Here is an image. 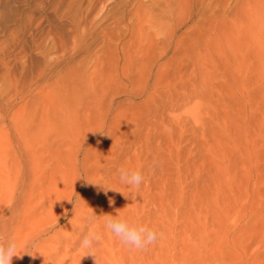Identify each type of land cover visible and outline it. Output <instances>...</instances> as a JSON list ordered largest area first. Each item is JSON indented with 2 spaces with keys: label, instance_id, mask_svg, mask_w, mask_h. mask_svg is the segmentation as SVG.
<instances>
[{
  "label": "rangeland",
  "instance_id": "1",
  "mask_svg": "<svg viewBox=\"0 0 264 264\" xmlns=\"http://www.w3.org/2000/svg\"><path fill=\"white\" fill-rule=\"evenodd\" d=\"M105 215L162 238L130 249ZM11 238V264H264V0H0Z\"/></svg>",
  "mask_w": 264,
  "mask_h": 264
},
{
  "label": "clouds",
  "instance_id": "2",
  "mask_svg": "<svg viewBox=\"0 0 264 264\" xmlns=\"http://www.w3.org/2000/svg\"><path fill=\"white\" fill-rule=\"evenodd\" d=\"M116 171L118 174V180L121 184L135 190L136 192L139 191L141 184L144 182V176L141 174L140 170L118 167ZM130 193L132 194V192ZM103 224L104 227L109 230L122 244L130 249L138 251L154 245L160 238H162V233H159L155 229L137 224L135 222H130L124 217L105 215ZM100 239V235L93 230L86 231L83 234L80 240V247L82 250H85L84 256L91 255L95 258V244ZM24 253L29 252L25 251ZM14 256L22 258V255L17 254V242L15 239L11 238L7 242H0V264H11Z\"/></svg>",
  "mask_w": 264,
  "mask_h": 264
},
{
  "label": "bare ground",
  "instance_id": "3",
  "mask_svg": "<svg viewBox=\"0 0 264 264\" xmlns=\"http://www.w3.org/2000/svg\"><path fill=\"white\" fill-rule=\"evenodd\" d=\"M67 213H68V211H67ZM73 213V212H72ZM71 213V214H72ZM69 215V214H68ZM65 216V215H64ZM72 216V215H71ZM74 217V216H73ZM73 217H71V218H73ZM64 219H65V217H63ZM44 230H46L45 232H43V233H47L48 232V230L47 229H44ZM42 232H40V234H41ZM49 233V232H48ZM39 234V233H38ZM44 235V234H43ZM39 236H37V238H38ZM39 239V238H38ZM37 249V248H36Z\"/></svg>",
  "mask_w": 264,
  "mask_h": 264
}]
</instances>
